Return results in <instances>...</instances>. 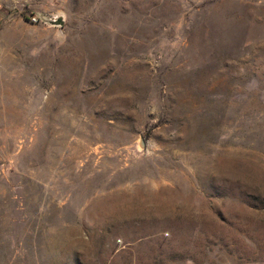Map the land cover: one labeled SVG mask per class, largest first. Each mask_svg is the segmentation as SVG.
Segmentation results:
<instances>
[{"label":"rangeland","instance_id":"1","mask_svg":"<svg viewBox=\"0 0 264 264\" xmlns=\"http://www.w3.org/2000/svg\"><path fill=\"white\" fill-rule=\"evenodd\" d=\"M0 264H264V0H0Z\"/></svg>","mask_w":264,"mask_h":264}]
</instances>
